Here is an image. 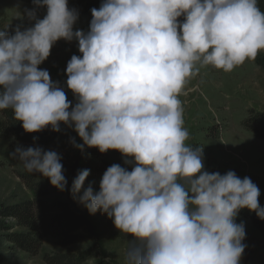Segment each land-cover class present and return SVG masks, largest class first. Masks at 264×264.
<instances>
[{
	"label": "clouds",
	"instance_id": "1",
	"mask_svg": "<svg viewBox=\"0 0 264 264\" xmlns=\"http://www.w3.org/2000/svg\"><path fill=\"white\" fill-rule=\"evenodd\" d=\"M91 15L87 32L74 31L79 12L69 0H33L21 17L31 26L0 30V110L26 133H58L63 124L82 153L124 157L131 170L111 165L98 191L85 186L87 169L70 190L127 239L123 264H241L246 231L236 219L247 209L264 220L260 189L234 171L205 170L204 147L187 144L180 96L201 67L231 72L264 52L258 0H103ZM60 40L78 41L81 54L66 67L74 106L40 68ZM11 157L67 189L56 151L18 145Z\"/></svg>",
	"mask_w": 264,
	"mask_h": 264
},
{
	"label": "rangeland",
	"instance_id": "2",
	"mask_svg": "<svg viewBox=\"0 0 264 264\" xmlns=\"http://www.w3.org/2000/svg\"><path fill=\"white\" fill-rule=\"evenodd\" d=\"M93 5L86 0H69V8L79 12V20L74 31L87 32L92 19ZM100 7V6H99ZM33 8V0H0V30L13 34L17 26H31L26 18H21L26 9ZM89 13V15L87 14ZM46 9L38 10V17L43 18ZM73 55H81L78 41H58L52 48L49 58L40 65L50 73L51 80L58 83L66 92L73 106L77 102L75 95L67 88V62ZM186 95L180 100L184 109L185 127L189 132L187 144L192 147H204V168L209 172L225 174L234 171L237 176L249 177L260 189L259 203L264 207V140L258 139L244 127V121L252 113L264 114V52L255 61H246L231 72H224L212 67H201L197 75L185 85ZM2 116L0 114V121ZM61 134L51 144L35 145L18 142L10 136H0V204H16L33 200L34 195L28 188L24 175L36 176L47 183L50 181L41 174L28 173L21 162L11 157V153L20 145L24 148L41 147L54 150L62 157L63 172L68 181L67 189L53 195L50 199L71 201L81 213L92 223L97 237L95 243L100 245L103 259L109 264H123V254L127 247V239L120 236L113 222L104 214L97 212L91 215L88 210L71 195V186L77 174L86 168V151L82 153L75 148L70 139L75 138L82 144L77 133L61 124ZM106 160L112 164H120L131 170L124 163V157L110 150ZM88 170V169H87ZM86 181L99 190V182L104 172H92ZM237 223L245 225L246 245L241 264H264V234L248 219L238 215ZM13 231H20L14 228ZM94 242L81 245L61 247L52 239H46L38 255L16 249L10 244L4 233H0V264H47L45 256L77 253L89 249ZM99 259L84 264H97Z\"/></svg>",
	"mask_w": 264,
	"mask_h": 264
},
{
	"label": "trees",
	"instance_id": "3",
	"mask_svg": "<svg viewBox=\"0 0 264 264\" xmlns=\"http://www.w3.org/2000/svg\"><path fill=\"white\" fill-rule=\"evenodd\" d=\"M86 1L93 5L92 9H98L103 3V0ZM258 6L264 11V0H258ZM87 14L89 15L88 12ZM182 20L183 18L181 22ZM0 114L2 116L0 136H10L18 142L46 146L61 134V131L54 132L50 127L42 132L29 134L24 131L21 123L13 119L10 109L0 110ZM243 125L256 138L264 140V114L251 112ZM85 159L86 168L92 172H105L113 165L106 160V153L102 154L95 148H87ZM23 178L34 199L11 205L0 204V233H4L6 240L16 249L31 256L38 255L46 239H52L61 247L94 242L87 250L52 257L47 255L45 261L47 264H84L99 259L97 264H109L100 253V245L95 243L97 235L94 226L76 204L71 201L50 199L61 192L51 183L32 175H24ZM239 216L250 220L264 234V220L259 219L255 213L243 209ZM9 217L11 219H8ZM14 228L20 231H13Z\"/></svg>",
	"mask_w": 264,
	"mask_h": 264
}]
</instances>
